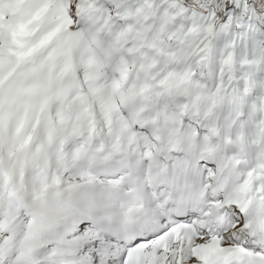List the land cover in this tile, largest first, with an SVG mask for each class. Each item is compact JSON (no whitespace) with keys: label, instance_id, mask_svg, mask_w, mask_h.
<instances>
[{"label":"snow or ice","instance_id":"snow-or-ice-1","mask_svg":"<svg viewBox=\"0 0 264 264\" xmlns=\"http://www.w3.org/2000/svg\"><path fill=\"white\" fill-rule=\"evenodd\" d=\"M0 264H264V0H0Z\"/></svg>","mask_w":264,"mask_h":264}]
</instances>
